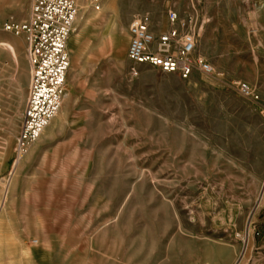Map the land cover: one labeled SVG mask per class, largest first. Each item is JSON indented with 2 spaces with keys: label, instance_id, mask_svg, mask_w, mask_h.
<instances>
[{
  "label": "rangeland",
  "instance_id": "1",
  "mask_svg": "<svg viewBox=\"0 0 264 264\" xmlns=\"http://www.w3.org/2000/svg\"><path fill=\"white\" fill-rule=\"evenodd\" d=\"M74 2L66 97L16 167L0 49V264H264V0ZM29 4L0 0V38L23 48L3 24ZM169 11L217 75L132 66L130 20L157 35Z\"/></svg>",
  "mask_w": 264,
  "mask_h": 264
},
{
  "label": "built area",
  "instance_id": "2",
  "mask_svg": "<svg viewBox=\"0 0 264 264\" xmlns=\"http://www.w3.org/2000/svg\"><path fill=\"white\" fill-rule=\"evenodd\" d=\"M75 15L73 0H30L25 20L3 24L4 31L24 34L29 65L28 91L14 141L13 164L40 137L58 111L69 67L66 43ZM167 17L170 28L157 35L146 18L137 16L130 20L126 54L132 66L147 64L164 72H178L182 77H187L194 68L207 75L215 74L204 58L193 57L192 21L180 20L174 11H169ZM233 85L241 97L258 99L257 91L247 82L237 80Z\"/></svg>",
  "mask_w": 264,
  "mask_h": 264
},
{
  "label": "crops",
  "instance_id": "3",
  "mask_svg": "<svg viewBox=\"0 0 264 264\" xmlns=\"http://www.w3.org/2000/svg\"><path fill=\"white\" fill-rule=\"evenodd\" d=\"M0 49L5 50L13 66L11 80L13 81V90L18 92L19 103L23 99L22 111L25 105L28 84H29V65L26 54V44L23 48L18 39L0 38ZM26 86L25 96L23 98V87ZM22 96V97H20ZM21 111V113H22ZM257 234L258 232L255 231Z\"/></svg>",
  "mask_w": 264,
  "mask_h": 264
},
{
  "label": "bare ground",
  "instance_id": "4",
  "mask_svg": "<svg viewBox=\"0 0 264 264\" xmlns=\"http://www.w3.org/2000/svg\"><path fill=\"white\" fill-rule=\"evenodd\" d=\"M73 1H74V0H73ZM74 3H75V2H74ZM75 6H76V5H75ZM74 18H75V17H74ZM66 94H67V93L64 91L63 96H62V99H61V102H60V105L63 103V101H64V99H65V97H66ZM64 103H65V102H64ZM62 106H63V105H62ZM59 108H60V106H59ZM59 108H58V110H59ZM57 112H58V111H57ZM57 112H56V113H57ZM58 114H59V113H58ZM54 116H55V115H54ZM56 116H57V114H56ZM54 118H55V117H54ZM54 118H53V119H54ZM53 119H52V120H53ZM52 120H51V121L49 122V124L45 127V129H47L49 126H51V124H52ZM45 129H44V130H45ZM44 130H43V131H44ZM41 134H42V133H41ZM27 150H28V149H27ZM26 152H27V151H26ZM25 154H26V153H25ZM20 160H21V159H20ZM20 160H19V161H20ZM19 161H18V162H15V163L13 164V167H16L17 164L19 163ZM1 184L3 185L4 183L2 182ZM3 186H4V185H3Z\"/></svg>",
  "mask_w": 264,
  "mask_h": 264
}]
</instances>
